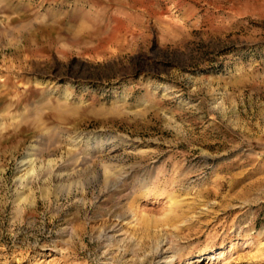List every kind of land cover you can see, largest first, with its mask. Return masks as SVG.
<instances>
[{"label": "rangeland", "instance_id": "obj_1", "mask_svg": "<svg viewBox=\"0 0 264 264\" xmlns=\"http://www.w3.org/2000/svg\"><path fill=\"white\" fill-rule=\"evenodd\" d=\"M0 264H264V0H0Z\"/></svg>", "mask_w": 264, "mask_h": 264}, {"label": "bare ground", "instance_id": "obj_2", "mask_svg": "<svg viewBox=\"0 0 264 264\" xmlns=\"http://www.w3.org/2000/svg\"><path fill=\"white\" fill-rule=\"evenodd\" d=\"M21 162H22V161H21ZM24 162H25V161H24ZM29 163H30V162H29ZM31 164H32V163H31ZM24 166H25V164H24ZM26 167H27V166H26ZM26 167H25V168H26ZM201 257H202V256H198V257H196V259H198V260L196 261L197 263L201 260V259H200Z\"/></svg>", "mask_w": 264, "mask_h": 264}]
</instances>
